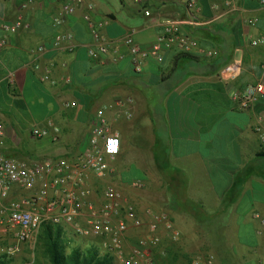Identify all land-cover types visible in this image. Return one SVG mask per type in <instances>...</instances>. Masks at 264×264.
Segmentation results:
<instances>
[{
    "label": "crops",
    "instance_id": "crops-1",
    "mask_svg": "<svg viewBox=\"0 0 264 264\" xmlns=\"http://www.w3.org/2000/svg\"><path fill=\"white\" fill-rule=\"evenodd\" d=\"M64 6L65 0H0V154L29 164L73 159L89 147L101 116L120 152L109 161V177L88 175L89 200L100 205V190L112 186L144 220L146 211L169 217L180 234L178 254L209 247L214 264H264V146L256 131L264 125V103L243 109L232 97L262 76L264 46L250 43L264 32V6L197 0L189 10L186 0H80L72 14ZM18 17L27 27L5 33ZM166 21L192 23L177 25L162 61L147 57L136 74L124 39L149 50ZM94 31L110 52L91 58ZM62 33L72 40L52 48ZM178 37L196 45L184 51ZM40 45L45 51L36 57ZM46 73L50 82L42 80ZM50 123L55 136L30 135ZM32 194L11 193L0 221L14 200ZM158 234L163 241L165 232ZM205 237L216 242L207 245Z\"/></svg>",
    "mask_w": 264,
    "mask_h": 264
},
{
    "label": "built area",
    "instance_id": "built-area-1",
    "mask_svg": "<svg viewBox=\"0 0 264 264\" xmlns=\"http://www.w3.org/2000/svg\"><path fill=\"white\" fill-rule=\"evenodd\" d=\"M258 2L264 6V0ZM79 3L80 0H65L64 10L72 14ZM196 5L197 0H186V7L189 10H193ZM182 23L191 24L192 21H166L164 34L156 37L149 50H142L131 37L124 39L136 74L142 73L147 57L157 62L162 61V49L170 47L173 41L172 34L177 30V25ZM22 27L27 25L18 17L12 24L5 25L3 30L7 34H14ZM94 38L98 43L96 50L88 52L89 57L96 58L98 53L108 54L110 48L100 39L96 31ZM71 40L72 35L62 33L54 38L51 47L59 49ZM178 43L184 51L196 45L193 40L184 37H178ZM250 44L253 47L264 46V32L251 40ZM4 46L5 40L0 37V52ZM44 51L45 47L40 45L35 49L34 55L38 57ZM214 54L210 53V56ZM42 80L50 82L49 74L46 73ZM66 82H69V79ZM232 97L243 109L256 103H264V66L262 76L257 83L247 85L242 92L233 93ZM66 106L70 107L73 104ZM256 131L259 134L260 144L264 146V125L258 126ZM58 132V128L50 123L45 128H32L30 135L40 139L51 133L55 136ZM109 132V124L103 117H98V122L91 130L89 147L73 159L61 158L29 164L25 161L5 158L0 154V208L3 201L7 200L16 189L33 191L29 199H17L10 204L8 216L0 221V225L10 226L15 230L18 241H29L32 246L35 245L42 226L47 224L60 226L63 230L66 229V235L69 234L67 228L70 227L73 234L82 239H102L108 253L117 257L120 264H150L152 250L162 248V236L158 234L160 229L165 232L169 240L177 241L180 234L174 229L165 213L146 211L147 220H144L138 215L135 207L129 202H124L122 194L112 186L102 190L100 205H95L87 198L91 194L85 187L88 175L105 178L114 172L109 161L119 154L120 140ZM4 137V129L0 124V147L4 145ZM132 187L141 189L142 183L133 182ZM82 210L85 211L84 214ZM77 220H81V223H77ZM260 223L264 225L263 221ZM131 229L145 231V234L130 247L127 257H123L122 249ZM214 262V255H207L199 256L188 264H214Z\"/></svg>",
    "mask_w": 264,
    "mask_h": 264
},
{
    "label": "rangeland",
    "instance_id": "rangeland-1",
    "mask_svg": "<svg viewBox=\"0 0 264 264\" xmlns=\"http://www.w3.org/2000/svg\"><path fill=\"white\" fill-rule=\"evenodd\" d=\"M122 176L124 178H127V180L137 179V176L135 174H127V175H122ZM89 190L92 191L91 189ZM100 193H101V190H100ZM77 223L80 224L81 220H77ZM67 230L69 231V234H67L66 237L72 245L74 244L84 249L88 247L91 243H93L96 246H98V252L100 254H109L107 249L103 245L104 241L102 239H92V238L82 239L80 237L75 236L70 227H68ZM144 234H145V231H137L134 229H131L128 231L126 243L122 249L123 257H127L130 247L133 246L136 243V240L139 239ZM38 235H37V238H38ZM37 238H36L35 245L32 246L31 242L29 241H18L16 234H15V230L11 228L10 226L0 227V255L2 254L7 255L10 258V264H37V261H38V264H47V262L43 260L40 256H38V254L35 252ZM179 240L180 238L177 241L173 242L169 240L166 236L163 237L162 247L163 249L168 250L170 252L167 259L170 261H174V264H179L178 260H181V263L184 261V264L186 263L188 264L191 260L199 256L214 255V258L216 256L215 253H213V250H211L208 246H207L208 249L204 248L203 250L199 251L197 254L193 253V255L191 256L178 254L177 250H175V246L176 245L178 246ZM204 240L207 245H209V243L216 242V239H213V238L205 237ZM214 250L215 252L218 251L217 249H214ZM113 257H114L113 264H120L119 259L115 256ZM179 257H182V258L179 259ZM156 259L157 258H154L152 255L149 260V263L154 264Z\"/></svg>",
    "mask_w": 264,
    "mask_h": 264
},
{
    "label": "trees",
    "instance_id": "trees-1",
    "mask_svg": "<svg viewBox=\"0 0 264 264\" xmlns=\"http://www.w3.org/2000/svg\"><path fill=\"white\" fill-rule=\"evenodd\" d=\"M184 56L189 58L188 55ZM261 155L264 156V153ZM35 249L38 256L47 264H113V256L100 254L98 247L93 243L84 249L72 245L60 226L49 224L42 226ZM169 253L163 247L152 250L153 257L157 258L154 264H174V261L167 259ZM0 264H10V258L5 254L0 255Z\"/></svg>",
    "mask_w": 264,
    "mask_h": 264
}]
</instances>
